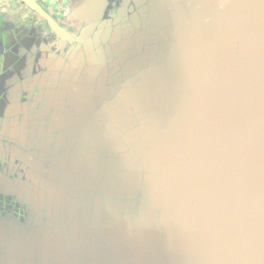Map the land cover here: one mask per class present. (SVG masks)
Masks as SVG:
<instances>
[{"label": "water", "instance_id": "95a60500", "mask_svg": "<svg viewBox=\"0 0 264 264\" xmlns=\"http://www.w3.org/2000/svg\"><path fill=\"white\" fill-rule=\"evenodd\" d=\"M138 2L112 33L119 71L93 93L88 62L68 92L72 127L26 169L54 224L5 254L264 264V0ZM103 5L72 14L90 22Z\"/></svg>", "mask_w": 264, "mask_h": 264}, {"label": "flooded vegetation", "instance_id": "af4514ba", "mask_svg": "<svg viewBox=\"0 0 264 264\" xmlns=\"http://www.w3.org/2000/svg\"><path fill=\"white\" fill-rule=\"evenodd\" d=\"M83 1L0 0V264H39L37 257L20 261L5 254L23 235L54 224L40 180L26 169L72 127L68 92L82 87L88 62L98 60L93 93L100 76L107 81L119 71L112 33L138 11L136 2L142 5L103 0L100 17L86 22L72 14Z\"/></svg>", "mask_w": 264, "mask_h": 264}]
</instances>
